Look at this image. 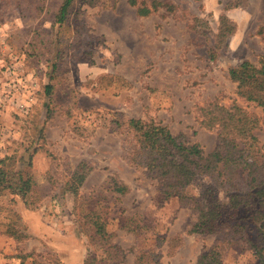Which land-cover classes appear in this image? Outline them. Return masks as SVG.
Here are the masks:
<instances>
[{
	"label": "rangeland",
	"instance_id": "rangeland-1",
	"mask_svg": "<svg viewBox=\"0 0 264 264\" xmlns=\"http://www.w3.org/2000/svg\"><path fill=\"white\" fill-rule=\"evenodd\" d=\"M150 1L73 0L58 23L62 0H0V167L30 176L23 196L0 191V264H18L19 252L43 255L46 264L55 257L84 264L90 256L93 264H135L141 250L157 252V264H195L212 246L221 264L258 263L239 233L188 232L195 213L176 196L162 198L156 180L129 165L132 139L115 127L112 112L121 121L151 118L209 152L216 131L199 124V106L216 98L260 113L236 96L227 70L264 55V32H257L264 0H161L172 7L139 15L136 8ZM229 3L236 5L226 14L237 29L214 49L218 16ZM30 92L34 101L21 112L18 104ZM254 134L264 158V124ZM80 161L92 169L72 193L67 182ZM110 176L129 191L113 192ZM186 190L227 202L206 177H195ZM256 206L235 214L264 252ZM89 210L104 215V239L92 240ZM153 261L148 254L143 264Z\"/></svg>",
	"mask_w": 264,
	"mask_h": 264
},
{
	"label": "trees",
	"instance_id": "trees-1",
	"mask_svg": "<svg viewBox=\"0 0 264 264\" xmlns=\"http://www.w3.org/2000/svg\"><path fill=\"white\" fill-rule=\"evenodd\" d=\"M73 0H62L56 21L62 23ZM130 5H136V0H128ZM229 3L223 7L218 16L213 48H219L222 43L237 29L236 21L226 11L235 7ZM159 7H172L161 0H151L149 5L142 2L136 8L139 15H148L151 10ZM264 32V24L258 29ZM214 48V49H215ZM212 51V50H211ZM209 58H215L212 53ZM228 77L235 85L236 96L246 105L259 108L260 113L250 111L245 106L232 101L221 104L216 98L198 107V122L208 129H215L216 141L214 147L203 153L199 143H186L181 135H173L166 125L157 123L151 118L129 117L121 121L117 112L115 127H125L132 139L133 146L127 153V161L135 169L143 168L157 182V190L162 198L176 196L180 206L190 208L195 213V220L188 232L201 235L216 234L228 229L231 234L239 233L258 256L257 264H264L263 248L255 245L246 235L244 226L236 217V210L242 206H256V213L264 218V158L259 140L254 130L264 124V55L256 63L242 60L230 66ZM50 92V86H46ZM92 168L85 161H80L70 175L66 190L77 193ZM202 176L208 178L213 187L226 194L227 202L221 204L216 198L197 197L187 192L186 187L191 181ZM112 191L126 194L129 188L126 183L114 176L109 177ZM30 187V176L20 170L7 171L0 167V191L8 190L12 194L23 196ZM86 220L93 227L92 240L104 239L107 236L106 219L97 210H89ZM227 232V231H226ZM224 233V232H223ZM154 257L158 263L159 254L153 250H141L135 257V264H143L146 255ZM18 264H46L37 260L32 252L17 253ZM96 262L95 256L86 257L84 264ZM52 264H65L57 257ZM195 264H221L219 252L213 246L196 257Z\"/></svg>",
	"mask_w": 264,
	"mask_h": 264
},
{
	"label": "built area",
	"instance_id": "built-area-1",
	"mask_svg": "<svg viewBox=\"0 0 264 264\" xmlns=\"http://www.w3.org/2000/svg\"><path fill=\"white\" fill-rule=\"evenodd\" d=\"M32 95H33V92H30L29 95L27 96V101L25 103L24 102H20L18 104V109L21 112H28L29 111V108H30L31 104L34 101V97H32Z\"/></svg>",
	"mask_w": 264,
	"mask_h": 264
},
{
	"label": "crops",
	"instance_id": "crops-1",
	"mask_svg": "<svg viewBox=\"0 0 264 264\" xmlns=\"http://www.w3.org/2000/svg\"><path fill=\"white\" fill-rule=\"evenodd\" d=\"M234 20H235V19H234ZM235 21H236V20H235ZM236 23H237V21H236ZM128 188H129V187H128ZM83 260H84V259L82 258V260H81L82 263H83ZM64 263H65V264H69V260H65Z\"/></svg>",
	"mask_w": 264,
	"mask_h": 264
}]
</instances>
